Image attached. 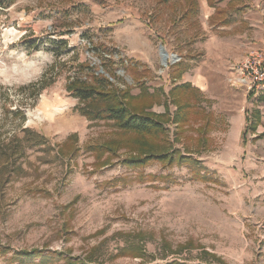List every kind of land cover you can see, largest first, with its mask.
Returning a JSON list of instances; mask_svg holds the SVG:
<instances>
[{"label":"rangeland","instance_id":"obj_1","mask_svg":"<svg viewBox=\"0 0 264 264\" xmlns=\"http://www.w3.org/2000/svg\"><path fill=\"white\" fill-rule=\"evenodd\" d=\"M199 2L0 8V264H264L261 160L233 134L253 102L210 57L213 36L233 31ZM239 2L226 12L236 30L264 8ZM198 72L207 89L190 85ZM73 82L126 93L164 132L89 119L84 108L107 103L80 101Z\"/></svg>","mask_w":264,"mask_h":264},{"label":"crops","instance_id":"obj_2","mask_svg":"<svg viewBox=\"0 0 264 264\" xmlns=\"http://www.w3.org/2000/svg\"><path fill=\"white\" fill-rule=\"evenodd\" d=\"M183 1L187 2V4H191L197 12L199 11V0ZM205 3L204 7L207 6L208 9H212V12L209 11L210 13L207 16L211 26L216 29L221 28L222 31H233L232 33L222 35V37H219V35L213 36L209 45V47H211L210 51L213 53L210 57L213 58L215 55L224 57L221 61L223 70L227 72V76L231 78L234 76L233 67L245 55L254 50H264V8H260V6L257 5V9L253 8L250 10L252 12L249 18H247L246 13H244L243 19L248 20V23H243V25L241 27L239 26V29L236 30V26L232 24L230 14L228 13L226 15V12H228L227 9L229 6H232L235 10H240L242 6L239 4V0H229L225 5L219 2V0H206ZM205 12L208 11L205 10ZM223 15H226V17H223ZM222 33L225 32H221V34ZM175 59L176 58H174V60ZM193 82L195 85L191 83L190 85H193L199 90L207 89L208 87L207 80L199 72L195 74V80H193ZM247 93L253 102L254 109H250L252 116L249 118L246 116L247 114L243 113V115H241V120L235 125L236 127L233 130V134L240 139L245 131L247 135L251 137L250 140L244 139L245 142H243V145L246 146L248 142L252 144L251 152L247 151V154L249 153L255 160H261L260 165L256 166V168L261 170L260 174L264 176V90L259 94L248 91ZM262 184L264 185V180Z\"/></svg>","mask_w":264,"mask_h":264},{"label":"trees","instance_id":"obj_3","mask_svg":"<svg viewBox=\"0 0 264 264\" xmlns=\"http://www.w3.org/2000/svg\"><path fill=\"white\" fill-rule=\"evenodd\" d=\"M17 0H0V8L6 9L14 4ZM62 44H65L64 39L60 40ZM105 86L93 87L88 86L83 82H73L69 86L72 95L76 96L80 101L96 102L97 100L103 99L106 101V107L100 109L96 107L84 108V114L88 116L89 119H104L112 120L115 124L126 131H133L138 134H156L164 132L165 126L161 119L162 116H158L156 113H146L145 110L137 111L130 104L125 102L122 98H125L127 94H120V91L103 89ZM177 89V88H176ZM143 93V91H142ZM181 111V108H179ZM185 118H180L179 116L172 121L176 123H183ZM186 121V119H185ZM134 163L141 160L132 159ZM39 251H25L28 257H33L37 255ZM25 263V261L23 262ZM78 264H82L79 262Z\"/></svg>","mask_w":264,"mask_h":264},{"label":"built area","instance_id":"obj_4","mask_svg":"<svg viewBox=\"0 0 264 264\" xmlns=\"http://www.w3.org/2000/svg\"><path fill=\"white\" fill-rule=\"evenodd\" d=\"M232 84L245 87L248 92L259 94L264 90V50H254L233 67Z\"/></svg>","mask_w":264,"mask_h":264},{"label":"water","instance_id":"obj_5","mask_svg":"<svg viewBox=\"0 0 264 264\" xmlns=\"http://www.w3.org/2000/svg\"><path fill=\"white\" fill-rule=\"evenodd\" d=\"M161 52H162V56H163L164 60H168L169 59V53L164 49L163 45H161Z\"/></svg>","mask_w":264,"mask_h":264},{"label":"bare ground","instance_id":"obj_6","mask_svg":"<svg viewBox=\"0 0 264 264\" xmlns=\"http://www.w3.org/2000/svg\"><path fill=\"white\" fill-rule=\"evenodd\" d=\"M174 60V57L172 58ZM167 62V60H165V63Z\"/></svg>","mask_w":264,"mask_h":264}]
</instances>
